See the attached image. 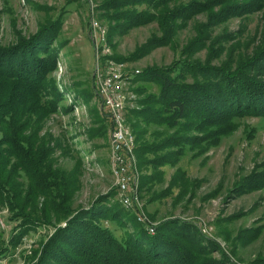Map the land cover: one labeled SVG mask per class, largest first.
Wrapping results in <instances>:
<instances>
[{
	"label": "trees",
	"instance_id": "obj_1",
	"mask_svg": "<svg viewBox=\"0 0 264 264\" xmlns=\"http://www.w3.org/2000/svg\"><path fill=\"white\" fill-rule=\"evenodd\" d=\"M100 10L111 12L107 18L114 24L112 33L155 23L160 36L148 40L144 51L169 47L180 53L168 67L142 73L143 81L157 91L140 92L142 108L126 113L138 168L172 161L145 157L169 144L191 146L204 140L190 137L192 131L223 128L238 117L264 116V15L247 42L229 34L230 41L222 43L210 32L231 18L264 12V0H105ZM199 15L206 22L193 25L196 35L178 52L177 32ZM59 46L58 29L50 24H40L25 37L18 33L14 43L0 45V208L21 227L38 224L55 230L34 264H235L222 252L214 259L199 235L190 228L176 230L170 221L157 224L149 235L144 222L118 205L108 208L98 201L88 209L73 208L80 175L57 165L54 154H62L65 143L45 130L50 116L60 113L58 102L63 99L50 78ZM198 48L206 50L204 60L195 58ZM99 106L110 130L100 98ZM147 133L151 140L140 143ZM177 174L171 185L183 197L189 193L188 179ZM146 179L140 178L139 190L145 189L149 203L170 193L155 192L154 178ZM64 221L66 225L58 227ZM118 227L124 229L120 236L115 233Z\"/></svg>",
	"mask_w": 264,
	"mask_h": 264
},
{
	"label": "rangeland",
	"instance_id": "obj_2",
	"mask_svg": "<svg viewBox=\"0 0 264 264\" xmlns=\"http://www.w3.org/2000/svg\"><path fill=\"white\" fill-rule=\"evenodd\" d=\"M104 1L0 0V45L14 43L18 33L24 37L34 34L40 24L58 29L60 53L50 78L63 99L58 102L60 113L50 116L45 130L65 143L64 152L54 154L57 165L80 175L73 208L88 209L98 201L108 208L118 205L124 212L142 217L149 235H154L157 224L170 221L176 230L190 228L199 235L214 259H219L222 252L235 264H264V116L238 117L223 128L192 131L190 137L204 140L191 146L169 144L156 154H146L148 160L158 156L156 160L169 157L172 161L158 163L155 168L137 166L139 182L141 177L147 182L152 177L155 192L169 189L170 193L149 203L150 196L143 189L138 192V203L129 209L121 205L109 166L110 126L100 109L94 79L91 22L97 21L106 30L105 47L109 51L103 52L105 58L121 65L127 111L142 108L144 95L140 92L146 90L148 95L157 91L143 81L142 73L151 67H168L180 53L169 47L143 50L148 40L160 36L155 23L112 33L114 24L107 18L111 12L100 10ZM262 15L264 12L215 25L210 28L212 38L226 43L231 34L233 39L247 42L262 25ZM205 22L204 15L196 16L177 32L178 52L196 35L193 25ZM109 33L111 39H107ZM205 55L206 50L198 48L195 58L204 60ZM84 101L88 102L87 108ZM150 140L147 133L140 143ZM178 171L188 179L189 193L183 197L171 185ZM10 217L6 209L0 208L4 226L0 229V264H34L42 244L55 230L38 224L21 227ZM65 225L66 221L58 227ZM103 225L109 226L107 222ZM123 232L118 227L115 233L120 236ZM217 249L219 252H214Z\"/></svg>",
	"mask_w": 264,
	"mask_h": 264
},
{
	"label": "built area",
	"instance_id": "obj_3",
	"mask_svg": "<svg viewBox=\"0 0 264 264\" xmlns=\"http://www.w3.org/2000/svg\"><path fill=\"white\" fill-rule=\"evenodd\" d=\"M95 67L94 79L99 98L111 120L109 130V166L113 183L120 197L121 205L129 209L138 203L139 173L134 153L135 138L126 122V93L122 88L121 65H115L105 58L106 30L97 21L91 22ZM138 221L144 222L142 217ZM0 219V229H3Z\"/></svg>",
	"mask_w": 264,
	"mask_h": 264
}]
</instances>
